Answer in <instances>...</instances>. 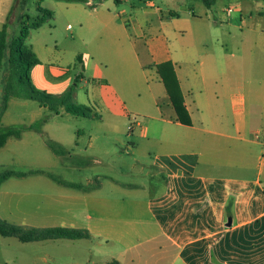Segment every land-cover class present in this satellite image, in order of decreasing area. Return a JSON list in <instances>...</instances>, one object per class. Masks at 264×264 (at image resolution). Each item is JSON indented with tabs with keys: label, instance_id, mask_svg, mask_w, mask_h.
<instances>
[{
	"label": "crops",
	"instance_id": "obj_1",
	"mask_svg": "<svg viewBox=\"0 0 264 264\" xmlns=\"http://www.w3.org/2000/svg\"><path fill=\"white\" fill-rule=\"evenodd\" d=\"M125 2L139 11L136 36L129 32L126 11L112 9L114 0L69 4L83 19L80 29L86 25L98 42V54L77 55L85 74L91 73L82 78L93 85L83 105L103 120L109 117L105 139L129 126V115L136 116L130 131L133 136L139 131L142 142L131 143L123 154L143 147L146 161L135 159L132 168L147 172L151 188L117 184L128 192L111 188L106 198L101 186L89 191L63 186L51 197L19 186L30 179L50 185L49 174L30 171L1 186L0 209L8 211L0 218L36 228L88 230L90 240L121 247L104 264H264V91L257 90L264 70L257 77L242 73L254 67L246 54L264 40V0H218L229 6L227 21L211 9L205 17L194 12L185 17L141 9L155 8V0ZM11 8L12 3L0 15L2 28ZM32 49L41 62L32 70L34 86L55 95L69 90L71 79L64 81L69 70ZM166 62L175 67L191 125L177 120L158 74L157 66ZM79 95L77 89L75 100ZM57 143L70 154L63 141ZM89 148H95L93 137ZM10 184L13 190L4 191ZM122 193L127 196L114 198ZM43 199L52 201L46 212L53 213L34 220L32 210L43 207ZM44 262L50 264L49 257Z\"/></svg>",
	"mask_w": 264,
	"mask_h": 264
},
{
	"label": "rangeland",
	"instance_id": "obj_2",
	"mask_svg": "<svg viewBox=\"0 0 264 264\" xmlns=\"http://www.w3.org/2000/svg\"><path fill=\"white\" fill-rule=\"evenodd\" d=\"M93 1L98 4L101 0ZM225 2H228V0H225ZM11 3L12 8L6 20V23H8L7 32L9 42L20 35L22 28L21 16L28 15L30 23H33L41 17L39 7L53 12V19L44 22L42 27L37 30H30L27 44L40 51L47 62L50 61L59 68L69 70L64 81L71 79L69 89L71 87L76 88V91L79 89L81 95L76 98V102L84 104L83 101L88 99V94L92 90L93 85L90 82L84 81L85 78L88 79L90 77L91 73L87 72L85 74L82 64L77 59V55L85 52L95 55L98 50V42L95 41L93 43L92 40L95 36L91 34L90 29L86 25L83 29H80V22L83 21L81 16L74 11L72 5L59 0H29L25 9L21 8L19 0H0V15ZM223 4H216L211 8V11L214 16H218L224 21H227V16L230 14L228 13L229 6ZM154 5L155 8L141 7V9L152 13L161 9L166 14L173 11L180 15H185V17L188 13L193 15V12L196 15L205 17V13L210 10L199 0H155ZM132 6L133 2H125L112 5V9L118 14L122 10L126 11L127 15L124 16L126 17L124 19L130 20V22L128 21L129 32L131 35L136 36L138 32L134 27L133 21L139 11L135 10ZM236 13L235 11L234 15ZM151 19L156 21L157 15H152ZM1 29L2 25L0 24ZM182 40L185 39L182 38ZM257 43L252 48V51H250V54H246L250 58V65L254 67L249 68L247 73L242 71L243 75L257 77L256 74H260L261 70H264V67L261 66V63L264 62V40H257ZM8 56L9 51H7V57L0 67V108L4 86L6 80L11 75ZM84 74L85 78H82ZM258 80L261 81L260 77ZM257 90L263 92L264 83H257ZM96 114L93 118L72 115L65 110H61L60 114H57L48 108L41 107L36 101L11 98L8 102L7 110L1 118L0 125L2 127L11 125L39 126L42 132H38L37 130L30 131L25 135L23 140L11 138L0 149V174L6 171L19 173L44 171L47 174L56 176L62 181L81 184L91 189L101 186V196L106 198L111 196L109 191L111 188H120L118 190L121 192H128L126 190L124 191L122 188L124 186L118 187L117 184L131 183L135 186L143 185L149 190L152 182L147 172L140 171L138 167L135 169L132 168L135 159L146 161L145 155L142 152L143 147L135 154H123L131 143L142 142L139 139V131L136 130L137 132L134 136L131 134L132 131H130V128H135L137 124L138 119L136 120V116L129 115V119L127 120L129 126L124 125L122 132L111 133L105 139L107 134L105 124L109 122V117L105 116L103 120L101 113L98 112ZM125 122L126 120L124 124ZM91 137H93L95 142L94 150L89 148V140ZM48 139L56 142L63 141L66 148L70 149V154H55L47 145ZM93 157H97L98 163H94L95 158ZM40 178L49 180L47 175H41ZM52 180H49L50 185H48L44 182H34L30 179L28 180L29 184L27 183L26 185L25 182L27 181H24L19 186L28 187L26 190L44 193V195L49 193L52 197L55 193L53 192L54 189L63 187V185L57 182L55 183ZM90 180L92 181L89 182ZM13 188L10 184L4 188V191L10 192ZM132 189L137 188L132 187ZM17 190H21L22 192L26 191L20 188ZM137 193H135L136 196ZM126 196L122 193L114 195V198L121 199ZM50 201L49 199H43V207L40 205L39 209L36 207L33 208L34 220H36L35 217L37 215L41 217L42 215L51 214L52 211L46 212ZM6 211L8 210L0 209L1 215H6ZM23 211L26 213V210L23 209ZM12 212L17 216L20 214V212L16 211ZM20 216L22 219H26L25 214H20ZM29 221L32 223V220ZM120 250L121 247L119 245L114 243L100 245L94 239L80 241L62 239L22 243L15 237L5 238L0 235V264L35 263V261L38 264H45L44 260H47L48 257L50 264H75L77 262L82 264H91L93 262L104 264L105 261H113L110 256L114 253L118 255Z\"/></svg>",
	"mask_w": 264,
	"mask_h": 264
},
{
	"label": "trees",
	"instance_id": "obj_3",
	"mask_svg": "<svg viewBox=\"0 0 264 264\" xmlns=\"http://www.w3.org/2000/svg\"><path fill=\"white\" fill-rule=\"evenodd\" d=\"M29 0H19L22 9H25ZM67 3H87L88 0H59ZM154 1V0H144ZM207 8L211 9L218 0H199ZM116 4H121L123 0H114ZM41 17L37 21L30 23L29 16H21L22 28L20 35L13 38L10 42L8 40V23H5L0 31V67L7 57L9 51L8 61L10 63L11 75L6 80L4 92L2 95V104L0 108V124L1 118L8 107V102L11 98L25 99L36 101L41 107L48 108L50 111L60 114L61 110L67 113L80 116L93 118L97 114L94 110L87 106L76 102L75 92L76 88L71 87L66 92L55 95L37 89L32 81V70L41 62L33 51L32 47L27 44V39L30 30H37L42 27L44 22L53 19V12L39 7ZM157 71L163 82L167 93L170 97L171 103L175 108L177 120L184 125H191V118L185 106L183 93L177 78L175 67L172 62H166L157 66ZM41 128L26 125H11L2 127L0 125V149L3 148L9 139H21L24 132L28 130H37L42 132ZM47 145L57 155H65L67 151L57 142L48 139ZM37 173V172H31ZM26 176V173H19L15 171H6L0 174V188L11 178H21ZM49 177L60 185L68 188L89 191L91 188L82 186L76 183H70L60 180L54 175L49 174ZM0 235L2 237H15L22 243H36L50 240H88L91 234L88 230L52 227V228H36L23 225H15L0 218ZM113 264H118L114 262Z\"/></svg>",
	"mask_w": 264,
	"mask_h": 264
}]
</instances>
